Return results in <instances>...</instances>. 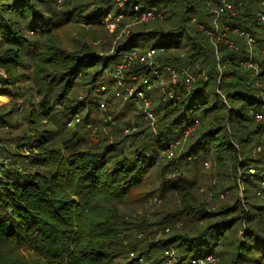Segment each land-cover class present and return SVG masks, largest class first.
<instances>
[{
	"label": "trees",
	"instance_id": "obj_1",
	"mask_svg": "<svg viewBox=\"0 0 264 264\" xmlns=\"http://www.w3.org/2000/svg\"><path fill=\"white\" fill-rule=\"evenodd\" d=\"M45 1L0 0V48L10 45L20 48L6 53V57L0 56V64L7 66L10 78L14 76L12 68L17 65L18 57L26 52L24 46L28 41V35L36 36L69 22L70 9H61L62 11L44 9ZM50 1L55 5L57 3V0L56 2L55 0ZM99 1L93 6L94 9L91 12L88 10L81 15L84 24L98 26L101 24V17H106L104 14L109 13L112 0ZM136 1L142 5L140 7L142 11L154 9L157 2H160V0ZM168 1L172 6L170 19L177 12L183 14L179 28L174 31L173 29L168 31L155 29L130 34L126 44H120L116 55L108 57L107 61L101 64L100 72H104L109 67L108 61L114 60L117 56L120 57L123 53L145 51L144 43H152L151 48L157 50L155 62L158 68L170 66L180 71L188 66H197L194 58L198 53L195 50L191 54L181 55H172L171 50L181 51L180 48L190 45V43L185 45L181 41L185 33L190 34L186 32L187 28L181 26H184L186 20L192 23L194 15L200 20V25L205 24V27L210 28V25L203 21V17L207 19L209 15L211 16L207 5H204V0ZM212 1L214 5L219 4L218 0ZM228 1H232L231 3L238 11L235 16L226 14L223 18L231 28L238 27L246 31H252L258 27L264 29V24L260 25L255 18L256 14L254 15V11L258 10L257 3L253 4V0ZM63 3H66V0H63ZM262 10L259 9V11ZM161 11L160 8L155 9L156 19L160 17L157 13ZM123 13L132 14L128 11ZM118 14H120L119 8L115 15ZM196 28L199 32L193 36H190L192 34L187 35L188 40L203 34L215 54L214 61L218 63L216 57L218 56L220 62L222 60L231 67L229 77L223 75V83L219 85L218 82L212 83L209 76L202 84L199 79L191 90L184 85L176 88L168 79L166 87L174 90V99L165 102L164 97L155 99L154 93L152 98L149 97L157 116L156 131L150 123L147 124L145 120H141L142 118L137 116L138 118L134 120L137 127L144 129L148 126L145 130H140L143 136V141L140 143L134 139L124 146L117 144L113 149L107 150L110 145L103 151H97L92 139H89L88 142H92L88 144V150L74 151L75 145L76 147L79 145L75 141L78 134L74 133L72 138L65 142L63 150L48 151L44 148V144L53 139V133L45 130L48 135L43 134L36 146L45 158L44 165L50 163L54 167L49 171L51 173H25L23 183H18L13 179V184L0 177V255L2 257L0 264H136L138 257L129 258L128 262L119 261L121 253L115 249L117 247L114 244L119 240L121 231L112 219L114 217L113 205L127 201L134 189L144 185L146 177L148 178L153 170L159 168L161 171L164 158L167 160L172 158L168 156V150L182 136V132L195 125L190 135L197 134V136L195 141L181 154L180 164L182 160L186 163L188 160L198 161L212 149H216L217 152L225 149L233 150L236 143L244 144L242 141L245 139L250 142L255 134L262 132L264 125L258 120L257 114H263L264 111V91L257 88L256 78L253 79L251 75H248V71L241 64L249 56L247 41L238 36L234 39L232 36V39L236 41V49L231 48L227 42H222L217 50L210 43L208 35L200 27L196 26ZM29 45L32 46L31 43ZM221 53H226V55L223 56ZM34 55L43 64L48 74L65 76L69 83H74L80 75L86 74L87 69L91 68L94 62L100 63L99 57L97 62L89 56H73L53 45L41 47L38 53L34 52ZM207 56L211 57V54ZM254 60L260 65L259 76H262V79L264 59L260 60L258 55L254 57ZM131 73L151 77L154 80L152 68L147 63H136L131 68ZM210 85L219 86L221 91H226L228 102L237 103L228 108L229 112L233 111L239 120H234L233 114L227 120H222L223 123L217 122L215 127L207 123L209 111L214 108V104L211 107V93L207 91ZM218 95L219 93L214 91V98ZM92 103L97 104L95 98L90 104ZM82 107L83 105H73L70 112L72 114L67 112L68 118L73 117L71 116L73 114L76 116L81 114L82 122L87 124L91 108L84 111ZM53 110L44 100L37 112L32 111L33 120L42 122L51 117L49 114ZM126 114H117V120L118 117L123 120ZM241 120L248 128L255 127L256 131L251 129L245 131L244 129L243 134L231 135V132L239 131ZM200 122L203 126L198 131ZM125 123L129 124L130 121L128 123L125 121L123 124ZM205 124L207 126L204 130ZM175 129H177L176 133ZM77 139L80 141L81 137ZM202 150L204 151L203 156H201ZM65 151L68 155L63 153ZM69 151L72 152L69 153ZM168 161L174 162V160ZM167 166L165 165V168ZM4 167V163L0 162V172L8 175ZM165 173L163 169V175ZM170 181L166 173L162 182L163 190L170 188L167 185ZM231 207L232 205L226 206V208ZM256 213L262 215L264 210L251 208L248 213L239 217L225 218L226 220L210 223L201 234L188 237L179 235L177 238L172 236L164 243L179 249L178 256L175 257L177 262L174 264H192L194 260L211 254L215 255V249L222 240L226 239V231L232 229L234 223H242L243 219L252 220L254 216L257 219ZM254 222L255 220L250 221V223ZM177 228L180 227L177 226ZM249 231L252 234L248 232V235H244L242 244L239 243L237 246L238 258L240 261L246 259L249 261L248 264H264V238L260 237V232L255 227H249ZM137 235L145 237L142 230L138 231ZM20 250H28L32 254L15 256L14 254ZM131 250H139L138 252H141L139 254L143 255L146 260L151 259V264H162V260L152 254L153 249L150 245L146 250H140L137 247Z\"/></svg>",
	"mask_w": 264,
	"mask_h": 264
},
{
	"label": "rangeland",
	"instance_id": "obj_2",
	"mask_svg": "<svg viewBox=\"0 0 264 264\" xmlns=\"http://www.w3.org/2000/svg\"><path fill=\"white\" fill-rule=\"evenodd\" d=\"M132 1L127 0L125 2L122 0V4H120L119 0H112L109 13L104 14L106 17H101L102 21L98 26L84 24L81 15H84L88 10L91 12L94 9L93 6L100 2L99 0H66V3L59 4L57 2L56 5L50 0L44 2V9L56 11L70 9V19L67 24H60L53 30H46L36 36L32 34L27 36L28 41L24 46L26 52L20 54L17 65L12 68L13 77L10 78L8 75L7 66L0 64V162L4 163V169L8 171V175L0 172V177L13 184V179L18 183H23L25 173L50 174L49 171L53 170L54 167L50 163L44 165L45 158L36 146L43 134L48 135L46 134L47 131L53 133V139L44 144V148L48 151L63 150L65 142L70 140L74 133L78 134L77 138L81 137L80 141L75 138L79 148L75 145L74 151L87 149L88 144L92 141L97 151H103L110 145L107 150L113 149L117 144L124 146L134 139L137 143L143 141L140 130H145L148 126L144 129L137 127L134 120L140 117L147 124L149 122L143 116V111L134 105L135 98H130L135 95L139 83L133 81L135 74L131 73V69L120 75L115 73V64L127 53L108 61L110 65L104 72H100V66L107 61L108 57L116 55L118 47L122 43L126 44L130 34L155 29L177 30L182 24L183 14L177 12L170 19L171 3L168 0H160L153 7V10L160 8L162 10L160 12L161 17L151 21H140V17H136L138 14L133 12L142 5L136 0ZM203 2L211 14L207 19L203 17V21H206L210 28L205 27V24L203 25L205 30H210L211 26L215 27L214 14L210 7L213 1L204 0ZM252 3H257L258 10L254 11L257 20L264 13V0H253ZM118 8L120 14L115 15ZM203 8L205 9V7ZM259 9L263 10L259 11ZM125 11L132 14L123 13ZM235 11V15H237L238 11L236 9ZM226 14L235 15L227 12L221 18L224 27L221 29H224L227 38L233 41H235V36L246 41L248 37L254 39L253 44L250 43L251 46L248 49L249 56L241 64L248 71V75H251L253 79L256 78L257 88L264 91V77L261 79L262 76H259L261 68L259 63L254 60V57L258 55L260 60L264 59V29L258 27L252 31H246L238 27L231 28L223 19ZM199 21L194 15L192 23L186 20L184 26H181L187 28L186 32L192 34L185 33L181 38L185 45L189 43L190 45L186 48H180L181 51L178 49L171 50L172 55L191 54L193 50L198 53L194 58L197 66H188L190 69L188 71L195 74L201 73V75L189 88L187 87L188 90H191L199 79L202 84L208 76L212 83L218 82L219 85L223 83V75L229 77L231 71V67L222 60L220 62L218 56H216L218 63L214 61L215 54L209 42L207 44L208 39L203 34L188 40L187 35L193 36L199 32L196 28V26L200 27ZM257 22L260 25L264 24V21ZM205 30L203 32L210 38V34ZM210 43L213 45L212 42ZM221 43H217L218 48ZM144 44L146 49L152 46V43ZM45 45L64 49L73 56H89L96 61L99 57L100 63L94 62L95 64L87 69L86 74L80 75L74 83H69L65 76L48 74L47 70H44L43 64L36 59L34 52L38 53L39 49ZM215 48L218 50L217 47ZM13 49L20 48H14L12 45L5 46L0 48V56L6 57V53L12 52ZM207 54H211V57H208ZM221 55L224 56L226 53H221ZM155 56L151 65L147 63L148 66L154 70L163 69V67L158 68L156 66L155 58L157 57ZM205 59L207 61L204 62ZM112 67L114 70H110ZM257 70L258 74H256ZM9 74L11 73L9 72ZM149 78L153 83V89L148 91L150 98L154 93L155 99L164 97L165 102L174 99L173 96H169L170 93L175 95L172 88L169 89L166 85L161 87L159 85L160 78L157 76H154V81L151 77ZM162 78L166 84L169 79L172 86L176 88L184 85L183 76H179L177 83H173L165 73ZM257 81L260 85H257ZM131 89H134L133 95H131ZM207 91L211 93V107L214 104V108L210 110L211 112L209 111L206 120H208L207 123L212 124V127H215L217 122L221 124L224 122L222 120H227L230 115L234 114L233 111L229 112L228 106L237 105V103L228 102L226 91H221L219 86L212 87L210 85ZM214 91L219 93L217 98H214ZM165 93H168L167 96ZM93 98L97 104H90ZM44 100L51 106V109H54L49 114L51 117L42 122L34 121L32 111L37 112ZM73 105H83L84 111L91 108L87 124L82 122L81 114L77 116L73 114L71 115L73 117L68 118L67 112H71ZM120 113H127L123 120L120 117L117 120V114ZM232 118L239 120L236 114ZM125 121L127 123L130 121V123L123 124ZM137 121L140 120L137 119ZM202 124L200 122L198 125V131L202 128ZM261 124L264 125V122L261 121ZM206 126L207 124H205L204 130ZM244 129L245 131L249 129L256 131L255 127L248 128L242 121L239 131L237 133L231 132V135L243 134L245 133ZM261 131L255 134L250 142L245 139L242 141L244 144L236 143L233 150L225 149L217 152L216 149H212L198 161L188 160L186 163L185 160H182V164H180L181 154L195 141L197 134L182 136V143L172 150L174 156H170L172 158L168 159L174 160V162H169L164 158L162 166L171 180L167 184L170 188L163 190L162 182L166 173L163 175V169L161 168L160 171L159 168H156L148 178L146 177L143 186L134 189L127 201L113 205L114 217L112 219L121 231L119 240L114 244L117 247L115 249L121 253L119 261L128 262L129 258L138 257L136 264H151V259L146 260L143 255L139 254L141 253L138 252L139 250H131L136 247L140 250H146L150 245L153 249L152 254L162 260V264H174L177 262L175 257L178 256L179 249L164 243L166 239L172 236L177 238L179 235L188 237L201 234L210 223L226 220L225 218L239 217L248 213L251 208L263 211V126ZM176 132L177 129H175ZM89 139L92 141L88 142ZM43 141L45 140L43 139ZM71 152L69 151V153ZM203 152L202 150L201 156H203ZM63 153L68 155L66 151ZM165 165L168 166L165 168ZM228 205H232L234 208H226ZM256 218L254 216V219L251 218L252 220L243 219L241 220L242 223H234L232 229L226 231V239L222 240L215 249V255L212 254L215 261L207 264H248L249 261L246 259L240 261L238 258L237 246L239 243L242 244L244 235H248V232L252 234L249 227L257 228L260 237L264 238V214L257 215L256 213ZM254 220V223H250ZM176 224L180 228H177ZM223 227L225 228V226ZM140 230L144 232L145 237L143 235L138 237L137 233ZM31 254L32 252L28 250H20L14 255L29 256Z\"/></svg>",
	"mask_w": 264,
	"mask_h": 264
},
{
	"label": "built area",
	"instance_id": "obj_3",
	"mask_svg": "<svg viewBox=\"0 0 264 264\" xmlns=\"http://www.w3.org/2000/svg\"><path fill=\"white\" fill-rule=\"evenodd\" d=\"M126 1L127 0H125V2ZM218 1H219L218 5H214L213 3L210 5L211 11H213V14H214L215 27H212L210 29L211 32H210V30H205L204 26H202V25H200V29L203 31L205 30V32L210 34V40L215 47L218 48L217 43H219V42H227L231 48H235V47H237L235 41L227 38L226 34H224L225 33L224 29H221V27L224 28L223 23H221V18L223 17V15L227 12H230L232 15L236 14V11L234 9V5L231 2H229L228 0H218ZM57 2L59 4H61L63 2V0H57ZM119 2H121L120 4H122V0H119ZM214 6H216V7H214ZM135 13L141 14V17L139 18L140 21H148L151 18H153L154 14H155L154 11H148V10L142 11L140 8H137ZM157 14H158L157 16L161 17V13H157ZM263 14L264 13H262L260 18L258 17V19H257L258 21H264V15ZM253 41H254L253 38H251V37L247 38V43L249 46H251L250 43L253 44L252 43ZM155 54H156L155 50H150L148 52H143V53H141L139 51H132V52L127 53L121 59H119L118 63L115 65L116 75H120L121 73H123L127 70H130L133 67V65H135L138 62L148 63L151 65ZM188 70L190 71L189 68H182L180 71H177V70L171 68L170 66H164L162 70L152 69V74H153V76H157L158 78H160L159 85L161 87L166 85V81L162 78V77H164V73H165V75H168V77L171 79V81L173 83H177L179 76H183L184 77V85L186 88L187 87L189 88L191 86V84L196 80V78L201 75V73H199V74L190 73ZM256 74H258V70L256 71ZM133 81L138 82L139 86H137V88H136V91L134 93L135 95H133L134 89H131V95H133V96L130 98L131 99L135 98L133 101L134 105L143 111V116L150 123L152 128L156 131L157 116L154 112L153 102L149 98V94H148V91L153 89V83L149 77L143 76V75L137 76L136 74H135V77L133 78ZM257 85H260L259 81H257ZM165 91H167V90H165ZM165 94L167 96L168 93H165ZM123 96L126 97V95H123ZM166 96H165V98H166ZM169 96H173V94L170 93ZM257 118H258V120L264 122V115L263 114L258 113ZM194 128H195V125L189 127L188 129H185L182 132V136L187 137L194 130ZM181 137L179 139H177L174 142V144L172 145L170 152H169V156H174V153L172 150H174L175 147L177 148L182 143ZM213 261H215V257L211 254L205 258L194 260L192 262V264H207L208 262H213Z\"/></svg>",
	"mask_w": 264,
	"mask_h": 264
},
{
	"label": "bare ground",
	"instance_id": "obj_4",
	"mask_svg": "<svg viewBox=\"0 0 264 264\" xmlns=\"http://www.w3.org/2000/svg\"><path fill=\"white\" fill-rule=\"evenodd\" d=\"M148 11H154V12H155V10H153V9L148 10ZM136 17H141V14H138ZM155 19H156V12H155L153 18H151V19L148 20V21L155 20ZM150 50H155V52H157V50L154 49V48H148V49H146L145 51H139V52L143 53V52H148V51H150Z\"/></svg>",
	"mask_w": 264,
	"mask_h": 264
},
{
	"label": "crops",
	"instance_id": "obj_5",
	"mask_svg": "<svg viewBox=\"0 0 264 264\" xmlns=\"http://www.w3.org/2000/svg\"><path fill=\"white\" fill-rule=\"evenodd\" d=\"M158 12V11H157ZM160 13V12H159ZM203 26V25H202Z\"/></svg>",
	"mask_w": 264,
	"mask_h": 264
}]
</instances>
